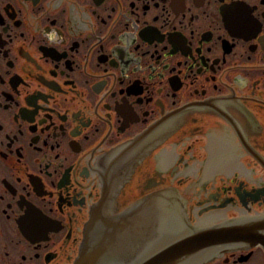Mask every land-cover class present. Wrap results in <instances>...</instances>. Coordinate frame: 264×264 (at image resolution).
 <instances>
[{
	"label": "flooded vegetation",
	"instance_id": "1",
	"mask_svg": "<svg viewBox=\"0 0 264 264\" xmlns=\"http://www.w3.org/2000/svg\"><path fill=\"white\" fill-rule=\"evenodd\" d=\"M134 141L113 212L160 190L193 223L264 212V0H0V264H71Z\"/></svg>",
	"mask_w": 264,
	"mask_h": 264
},
{
	"label": "water",
	"instance_id": "2",
	"mask_svg": "<svg viewBox=\"0 0 264 264\" xmlns=\"http://www.w3.org/2000/svg\"><path fill=\"white\" fill-rule=\"evenodd\" d=\"M137 144L132 142L123 156L104 167L103 198L91 213L80 253L72 264H187L213 247L264 246V213L194 225L175 211L176 206L165 203L163 191L113 212L112 201L124 181L117 162ZM143 157L141 153L134 158L131 170Z\"/></svg>",
	"mask_w": 264,
	"mask_h": 264
},
{
	"label": "bare ground",
	"instance_id": "3",
	"mask_svg": "<svg viewBox=\"0 0 264 264\" xmlns=\"http://www.w3.org/2000/svg\"><path fill=\"white\" fill-rule=\"evenodd\" d=\"M92 210H94V207H93V209ZM177 209H175V211H176ZM90 219V218H89ZM89 221V220H88Z\"/></svg>",
	"mask_w": 264,
	"mask_h": 264
}]
</instances>
